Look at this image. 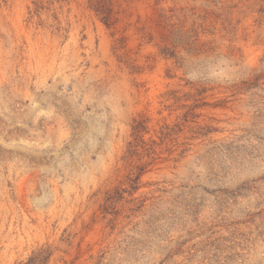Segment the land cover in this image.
<instances>
[{"label":"rangeland","instance_id":"obj_1","mask_svg":"<svg viewBox=\"0 0 264 264\" xmlns=\"http://www.w3.org/2000/svg\"><path fill=\"white\" fill-rule=\"evenodd\" d=\"M0 264H264V0H0Z\"/></svg>","mask_w":264,"mask_h":264}]
</instances>
